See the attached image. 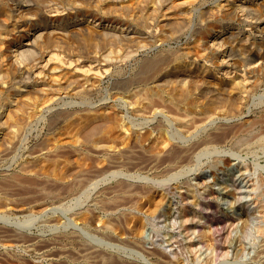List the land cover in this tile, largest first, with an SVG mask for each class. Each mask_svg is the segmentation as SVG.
<instances>
[{"label":"rangeland","instance_id":"rangeland-1","mask_svg":"<svg viewBox=\"0 0 264 264\" xmlns=\"http://www.w3.org/2000/svg\"><path fill=\"white\" fill-rule=\"evenodd\" d=\"M1 3L0 26L25 28L27 36L15 47H0V61L5 58L0 63V184L19 175L24 165L37 172L55 160L59 169H66L67 162L82 166L88 177L84 187L61 199L48 197L43 206L7 197L0 188L5 219L42 241L61 239V232L72 237L84 228L85 243L93 240L89 246L106 257L113 254L117 264H264V144L240 152L229 141L206 143L227 126L264 117V0ZM34 21L42 26L36 29ZM29 22L34 23L30 33L25 31ZM89 36L100 45H86ZM165 57L172 61L145 85L141 77L147 63ZM141 84L160 88L166 96L185 91L182 107L191 112L186 123L161 104L135 109L146 106L129 101L144 88ZM31 92H36L35 102L13 113ZM211 105L223 108L211 113L213 121L190 129L192 118L213 110ZM94 112L93 124H105V143L99 148L84 142L93 125L86 118ZM142 146V156L128 154ZM173 150L181 155L169 160ZM124 181L143 193L139 199L135 195L138 200L122 197L117 188ZM234 189L240 194L232 195ZM107 196L133 206L115 233L105 226L124 207L114 215L105 212L97 200ZM86 215L92 216L89 225ZM68 241L56 245L53 261L71 264L74 255L77 264L98 260L93 255L86 260L81 248ZM6 251L51 264L40 252L0 243V256Z\"/></svg>","mask_w":264,"mask_h":264},{"label":"bare ground","instance_id":"bare-ground-1","mask_svg":"<svg viewBox=\"0 0 264 264\" xmlns=\"http://www.w3.org/2000/svg\"><path fill=\"white\" fill-rule=\"evenodd\" d=\"M1 2H2L1 5H3L5 7V4L7 3V0H1ZM223 7H226V5H224ZM34 22H35L36 25L34 26L33 22H29L27 24V26H26V30L25 31L30 33V31L32 29V26H34L36 29H37V27L42 26L41 23L36 22V21H34ZM24 29H21L18 32V31H15L14 29L12 30L8 26H0V47L1 48H3V47L10 48V47H13V46L15 47L16 46V42H18L20 40V38H22L23 36H27L26 34L23 33ZM12 33H15V36H13L14 38L10 39V36L13 35ZM17 33H20L19 36H16ZM86 42H87V43H85L86 45L88 44L89 46H91L93 48L94 47H98L100 45L99 43H96V39L95 38L90 37V36L86 38ZM110 42H112V43H110ZM114 42H113V40L109 41L110 45L115 44ZM46 44H48V43H46ZM82 44H84V43L82 42ZM82 44L80 46H82ZM198 50H199V52H201L204 55L203 52H204L205 49H203L202 46L199 45L198 46ZM4 59L5 58L3 57V60ZM160 59L159 60L157 59V61H154V62L152 61L149 64L147 63L146 68L143 69V70H146V72H145V74H143L145 76L144 77L142 76L143 78L141 77V79H143L142 81H143V83L145 85L149 81L151 82V80L153 78H155V77L157 78V77L161 76L163 71L166 68L165 67L166 64L169 61H172L170 59V57H165L164 59H161V60ZM3 60L0 61V63L2 65L4 64ZM263 66L261 68H263ZM260 70H262V69H260ZM73 82H74V80L72 81V83ZM74 84H72V85H74ZM256 84H258V83H256ZM70 85H71V83H70ZM150 85L143 86L141 84V86H143L144 88H142V87H141L142 89L138 88L139 91H135V93L133 92V94H134L133 98L130 97L132 100L130 98H129L130 100L128 99L129 101H133L134 102V107H136L137 103L139 104L141 102L140 104H142L143 102H145L144 103L146 105L145 108H141L140 107L141 105H140L139 106L140 109L139 108H135V109L141 111L142 109L143 110L146 109L147 106H155V105L158 106V105L161 104V105L165 106L166 108H169L170 110H174V111L179 112L178 116L180 117V120H182V122L186 123V120H187V118H189L191 112H190V109H184L182 107V103L184 102L183 100L187 99L186 95L185 96L183 95L185 91L184 92L181 91L182 93L179 94V95L176 94V93L175 94L173 93V95L171 94L169 96H166L164 90L160 89L159 87H158L159 89H157L156 87H153V86L150 87ZM162 88H163V86H162ZM234 88H237V87H234ZM88 91H89V89H88ZM90 91H91V89H90ZM36 92H31L30 94H28L24 98L22 103H19V104L17 103V106L16 107L14 106L15 107V111L13 113H15L16 115L18 113L19 114L22 113L24 108L28 106L27 104L32 102L33 99L34 100L36 99V98H34L35 95H36ZM41 92H44V91H41ZM86 93H88V92H86ZM182 96H184V97H182ZM33 102H35V101H33ZM261 103L263 104V102H261ZM131 104H132V102H131ZM262 104H260V105L262 106ZM211 106L214 107V109L213 110H208V112H205L204 116L201 115V117L198 118V120L196 119V121H194V118H192V120H191L192 125H191L190 129L195 128V127H199L201 125L205 126L206 123H208V121L209 122L213 121L212 119H213L215 114H211V113H213L214 111H216L218 109L223 108L222 105L221 106L220 105H218V106L211 105ZM13 113L11 112L10 114H13ZM93 114L94 115H92V116H91V114L87 115V117L89 116L88 118H86L87 125L88 124H91V125L93 124V120L95 118L92 119V117H97L96 115H98V112H96V113L94 112ZM228 115L229 114H227V117H229ZM10 116H12V115H10ZM13 117H14V114H13ZM15 122L18 123V120H16ZM104 125H105L104 123H102V124H100V123L99 124H95L94 123L92 126L89 125L90 128H88V130L85 133V137H84V142H85L86 145H92V146H94V148H99V147H101V145L103 143H105V139H104L105 137H104V134H103ZM217 141H221V142L229 141L232 144V148L234 150H241L240 152L243 151V148L250 150V149H253L255 145H263L264 144V117H262V116L258 117L257 120H253V121L247 122L244 125H236V126H231L230 125V126H227L226 129H223L222 131H219L216 134H213L210 137V139L206 141V143L207 144H211V143H214V142H217ZM3 148H4V146H3ZM143 149H144L143 146L140 147V150H137L136 148H131V149L128 150V154H131L132 156H136L137 154H139V157H140V156L143 155V153H142ZM79 150L80 149L75 148L74 154L78 155L79 152H80ZM180 155L181 154L178 151H174L173 150V151H171L169 153L168 156L170 158L168 157V159L169 160H173V159H176V158L180 157ZM55 157H58V156L55 155ZM227 161L230 162L231 160L228 159ZM69 163L68 162L66 163V169H59L60 166H59V164H57V162L55 160L54 162L51 163L50 167H48L46 169H42V171H38V169H37V172H32L33 169L31 170L30 168H28V166L26 167V165H24L23 166L24 168L20 169L22 171L21 172L19 171L20 172L19 175H17L18 173L16 174L17 176H14V177L11 175L12 178H8V179L6 177H4L3 179L6 178L7 181L4 180V182L5 181L6 182L4 183V186H2V184H0L1 185L0 188L1 189L3 188V190L7 192V194H6L7 197H9V196L10 197H15L16 196V197H19V199H22L21 202L26 200L25 201V202H27L26 204H35V203H37L39 206H43L44 201L48 197H54L55 199H59V198L61 199V197H63V195L68 194V193L73 192V191H76L78 188H80V187L82 188V187H84V185H86L85 183H86V177L87 176H86L85 172L83 171L82 166H80L78 164L76 165L74 163H71V164H69ZM175 163L176 162L171 161L172 165H174ZM33 171H35V170H33ZM7 177H10V176H7ZM70 177H73V181L72 182L69 180ZM87 179H88V177H87ZM119 182H121V181H119ZM203 184H205V183H203ZM116 185H119V184H116ZM148 185L149 184L147 183V187H148ZM234 185H235V187H237L236 182H234ZM119 186L120 187H118L117 189L122 191L121 194H123V196L122 195L121 196L123 198H124V196H126L130 203L133 202V199L135 198V195L138 196V199H139V196L143 194L140 191V195H139V193H138L139 191L137 189L134 191L133 189H134L135 186L133 184L131 185V184L127 183V181L125 183H123V184L120 183ZM141 190H144V189H141ZM149 190H147V191L151 193V191H149ZM145 191H146V186H145ZM226 194L231 195V190H228L226 192ZM239 194H240V192L238 191V189L232 190V195L237 196ZM116 198H117V196H116ZM116 198L115 197H113V198L108 197V198H104V200L103 199H98L97 200L98 202L101 203V208L105 212L107 211L108 213H111V215L112 214L113 215L116 214V212L118 213V211H121L122 207H124L123 211H121L122 213L118 214L119 215L118 217L115 218L113 216L114 217L113 220H115V222L107 224L108 227L105 226L106 228L109 229V231H110V229H111V231L112 230L114 231V229L118 228L119 225H121L122 221L125 222L126 219H127L126 217H127L128 213L131 211L130 207H133V206H129L128 205L130 210L127 209L128 206H127L126 203H124L123 201L119 203V201H121L123 198L120 199L119 201H116L115 200ZM3 199L1 201H4ZM135 199L138 200L137 198H135ZM4 202H6V200ZM21 202L19 200L18 204L21 203ZM133 205H135V204H133ZM138 205H139V203H138ZM136 206H137V204H136ZM139 206H141V204ZM238 206L240 208H242V203L239 202ZM262 207H263L262 209H263V212H264V206H262ZM139 208H141V207H139ZM84 212H85V214H87L86 211H84ZM108 213H106V214H108ZM76 214L80 215L79 212L76 213ZM130 214H129V216H130ZM249 215L250 214L247 212L246 216L249 217ZM78 219H81V218H78ZM110 219H112V218H110ZM128 219H129V217H128ZM90 220H92V216L91 217H87V215H86V217H85L86 225H89L87 223H89ZM83 221H84V219H83ZM92 222H94V221H92ZM111 222H112V220H111ZM105 223H108V222H105ZM69 224L72 225L74 223L71 221ZM2 225H4V227ZM115 226H116V228H115ZM83 229L79 230L80 233H85L83 231ZM74 232L75 231H73V233ZM62 233L65 234V232H61V239H60L59 236H57V237H59V239H57V237H56L55 240H53V241H51V240L50 241H46V240L42 241L40 239L38 240V237L33 235L31 231L25 230V228L22 227L21 225L19 226V224L14 223V222H12V221H10L8 219H5V216L0 214V243H3V244L6 243V245L8 243H12L13 247L14 246L15 247H24V248L28 249L30 253L31 252L32 253L40 252L42 254V257L44 256L43 257L44 259L50 260V258H51V261H47V263L62 264L61 262L57 263V262L53 261V259H55V258L54 257L52 258V256H57L58 255L59 251L54 252L53 249L56 247V245L62 244V239H67V241L69 240L68 241V244L70 242L69 245H71L73 243L74 244L76 243L77 246L79 248H81V251L83 252V254L86 255L85 256L86 260L88 258H90L92 255L95 256V258H97L98 260L95 261L94 260L95 258H93L92 260H94V262H95L94 264H117L118 263V259L115 258L113 256V254L111 256H109V257H106L105 254H103V253H101L99 251L101 249H99V250L97 249L99 252L95 250L96 248L93 250L92 247H95V246H92V247L89 246L90 243H91L90 245H93L92 244L93 240L92 241L89 240L90 241L89 244L85 243V242H88L87 241L88 238L84 236V238H87L86 241H85V239L80 235L79 232H78L79 234L77 233L78 236H77V234H72V237L70 236L69 233H68L69 235H67V233H66V235H64L62 237ZM114 233H115V231H114ZM262 233L264 235V228L262 229ZM73 235H75V236H73ZM63 242H64V240H63ZM263 247H264V244H263ZM79 248H77V249H79ZM82 252H80V253H82ZM0 253H2V252H0ZM19 253L15 252V251H13V252L10 251V252L4 253L5 255L3 254L2 256H0V264H36L35 262L31 261L32 259L30 260V258H29V260H27L28 257H27V259H25L24 258L25 256L22 257V255L19 254ZM262 253L264 254V251ZM79 256H78V260H79ZM82 257H84V255ZM69 260L71 261V264L72 263L77 264L76 263L77 262V258L75 257V255H74V257L70 256ZM86 263L87 262H85V264ZM88 264H89V261H88Z\"/></svg>","mask_w":264,"mask_h":264}]
</instances>
